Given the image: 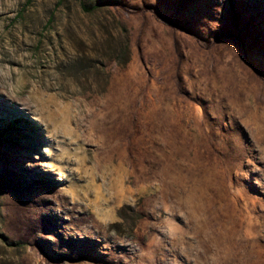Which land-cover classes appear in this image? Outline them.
Listing matches in <instances>:
<instances>
[{
	"label": "rangeland",
	"instance_id": "rangeland-1",
	"mask_svg": "<svg viewBox=\"0 0 264 264\" xmlns=\"http://www.w3.org/2000/svg\"><path fill=\"white\" fill-rule=\"evenodd\" d=\"M0 264H264V0H0Z\"/></svg>",
	"mask_w": 264,
	"mask_h": 264
},
{
	"label": "trees",
	"instance_id": "trees-1",
	"mask_svg": "<svg viewBox=\"0 0 264 264\" xmlns=\"http://www.w3.org/2000/svg\"><path fill=\"white\" fill-rule=\"evenodd\" d=\"M108 4H115L117 5L118 2H111V1H104V2H99L95 5V7H101V6H105ZM131 55L129 52H127L126 58H124L123 60H119V64L120 62L122 64H126L130 61ZM137 83L133 86L134 87V91L137 90ZM133 105V98L129 101V111L128 114L126 116V119L124 122H122L121 127H120V131H124V134L130 130V127H132L133 129H135V125L134 126H130L131 120H132V115H131V111L133 109L132 107ZM167 116H165V119H163L164 123H168L169 121L167 119ZM140 117L141 119L139 120L135 131L139 132L141 134V140L142 143L144 142L143 139H148L150 145V148L153 152H151L149 155L150 159H153V157H156L157 159L160 160V162L156 161L151 162L150 160H148L147 164L148 166V175L149 177H153L154 175H157L158 173H160L161 171L165 170V165L166 163L162 160L161 158V154L164 153L166 156L169 157V159L177 164L178 166H180L182 163L186 162L187 160H185L183 156H181L178 152L176 153V148L178 147V140L180 138L179 135V131L176 129V127L173 125L172 127H168L169 129L163 127L159 130H156L155 127L156 125H158V121L159 118H161V115L157 114V113H151L148 111V109L145 106V102H143L141 108H140ZM215 125H212V129L208 130L207 133V139L209 137H211L212 135H214V127ZM191 149H196V148H190V145H188L187 147V152H190ZM199 150H201V147H199ZM206 150L208 151V149L206 148ZM136 152L134 153L135 157ZM154 163V165H153ZM154 197H150L147 199V204L149 206H151L152 201H153ZM246 201L244 200V198L242 197H238V201H237V205L239 207H241L242 209H244V206Z\"/></svg>",
	"mask_w": 264,
	"mask_h": 264
},
{
	"label": "bare ground",
	"instance_id": "bare-ground-1",
	"mask_svg": "<svg viewBox=\"0 0 264 264\" xmlns=\"http://www.w3.org/2000/svg\"><path fill=\"white\" fill-rule=\"evenodd\" d=\"M38 106V105H37ZM33 109V108H32ZM37 108L33 109V110H36Z\"/></svg>",
	"mask_w": 264,
	"mask_h": 264
}]
</instances>
